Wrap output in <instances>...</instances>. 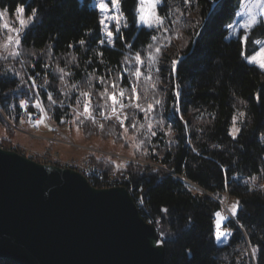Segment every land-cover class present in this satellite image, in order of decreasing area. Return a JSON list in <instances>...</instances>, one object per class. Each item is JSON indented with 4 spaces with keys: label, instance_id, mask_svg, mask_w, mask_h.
Returning a JSON list of instances; mask_svg holds the SVG:
<instances>
[{
    "label": "trees",
    "instance_id": "trees-1",
    "mask_svg": "<svg viewBox=\"0 0 264 264\" xmlns=\"http://www.w3.org/2000/svg\"><path fill=\"white\" fill-rule=\"evenodd\" d=\"M238 2L163 0L157 12L163 22L148 27L138 24V0H120L121 34L132 47L117 34L115 47L101 48L100 13L91 0H0L9 17L20 4L27 5L26 16L33 7L40 10L37 21L20 31L19 55L25 61L19 55L0 57V146L21 152L9 142L15 129L36 122V114H47L55 125L75 126L84 135L104 134L114 141L124 135L133 155L144 161H128L115 173L163 239L164 264H264V69L241 55L256 49L254 40L264 36V29L261 23L249 32L246 48L239 43L241 33L229 36L227 24ZM80 39L87 44L68 47ZM101 51L102 58L97 56ZM136 52L146 64L151 56L152 72L151 79L138 82L141 99L131 103L146 107L159 98L164 107L145 118L126 100L125 131L115 118L98 121L94 115L104 103L99 93L134 63ZM173 60L180 61L177 76L170 71ZM101 77L106 84L99 83ZM131 79L119 84L126 87V96L131 95ZM175 85L181 91L179 115L172 111ZM81 93L91 96L94 121L76 119L87 99ZM20 101L27 103L26 111ZM37 101L39 108L32 106ZM233 116L241 128L235 140L228 135ZM133 121L135 128L130 127ZM87 162L96 170L92 185L102 187L113 177L110 159L91 154ZM225 193L240 201V212L226 223L232 230L228 242L218 245L213 216ZM165 208L167 213L161 211ZM0 264L20 263L0 258Z\"/></svg>",
    "mask_w": 264,
    "mask_h": 264
},
{
    "label": "water",
    "instance_id": "water-1",
    "mask_svg": "<svg viewBox=\"0 0 264 264\" xmlns=\"http://www.w3.org/2000/svg\"><path fill=\"white\" fill-rule=\"evenodd\" d=\"M160 239L126 186L97 187L71 167L0 146V258L20 264H164Z\"/></svg>",
    "mask_w": 264,
    "mask_h": 264
},
{
    "label": "rangeland",
    "instance_id": "rangeland-1",
    "mask_svg": "<svg viewBox=\"0 0 264 264\" xmlns=\"http://www.w3.org/2000/svg\"><path fill=\"white\" fill-rule=\"evenodd\" d=\"M101 3L108 4V8L112 6L108 3V0H91V4L99 10L101 21H105L104 24H101L104 36L109 26H111L113 32H115L117 27L120 28L123 23V16L119 11V7L114 11L102 12L99 8ZM262 7H264V0H239L235 15L227 24L229 36H238L240 33L242 36L245 34L248 36L249 32L261 23L264 29V13H262ZM253 15L257 18V23L252 28L245 30L243 28L244 23ZM141 16L144 17L143 20L140 19ZM27 17L24 15L26 24H28ZM19 19L17 15L12 17L7 16V11L0 7V57L6 58L21 53L19 46L15 43L17 32L23 29L18 22ZM137 21L139 25L154 27L160 23L161 19L157 13V9H153L148 3V0H138ZM254 43L256 44V49L252 52L245 53L244 59L246 62L260 67V64L264 63V36L256 38ZM252 55H256L257 59L250 62L249 58ZM19 57H21L20 61H25L24 56L19 55ZM2 118L5 121L7 120L5 117ZM39 118L41 119L36 124L38 128L35 129L34 125L30 124L24 129H15L16 132L9 142L25 155H32L41 161L46 159L59 163L69 162L79 164L88 160L92 154L98 158L110 159L113 162L115 167L109 171V176H113V178H119V175L115 173V169L117 167H123L126 162L144 161L133 155L132 143L124 135L123 140L119 139L116 141L112 137L104 134L84 135L77 127H68L67 123L64 125L53 124L47 114H42ZM187 184L191 188H196V186L190 183ZM219 202V209H223L228 215V219L225 221V228L232 233V230L226 226V223L233 217L230 209L236 201L234 197L225 193ZM213 234L215 241L219 242L216 239L215 231Z\"/></svg>",
    "mask_w": 264,
    "mask_h": 264
},
{
    "label": "snow or ice",
    "instance_id": "snow-or-ice-1",
    "mask_svg": "<svg viewBox=\"0 0 264 264\" xmlns=\"http://www.w3.org/2000/svg\"><path fill=\"white\" fill-rule=\"evenodd\" d=\"M108 3L111 4V8H108V4L106 3H101L99 5L100 10L103 11H114L116 8L119 7L120 4V0H108ZM148 3L150 4V6L153 9H157L158 12V4L163 3V0H148ZM184 3H188V0H184ZM27 10V5L24 4H20L17 5L15 10H14V14L17 15L20 19H19V24L22 26L23 29L28 28L31 24L35 23L38 19V15H39V8L38 7H33L30 10V15L27 17L28 19V24L25 23V19H24V14ZM5 11H7V9H5ZM262 13H264V7H262ZM141 20L144 19L143 16L140 17ZM161 19V23L163 22V17L160 18ZM118 20V17H117ZM101 24H104L105 21H101ZM257 23V18L253 15L248 21H246L243 25V28L245 30H248L250 28H252L255 24ZM125 28L128 27L127 23H125L123 25ZM117 34L119 35V39L121 41H123L127 47L131 48L132 45L131 43L128 42V38L125 37L123 34H121V29L119 27L116 28L115 32H113L111 30V26L108 27V29L105 31L103 38H101L100 40L97 41V44L103 48L105 45L109 46V47H115L116 45V40H117ZM90 35V33H89ZM17 38L15 40V43L17 46H19L21 44V33L18 31L16 34ZM153 40H155L156 38L153 36L152 37ZM247 42H248V36L245 34L243 36L239 37V43L242 46V48H246L247 47ZM77 44L79 46H85L87 44V41L84 39H80L79 41H77L76 43H69L68 47L70 49H74ZM149 48H151V45L148 46ZM157 52L160 51L159 48L156 49ZM103 52H98L97 56L99 57H103ZM242 56L245 55L244 52L241 53ZM73 59H75V57H73ZM257 59L256 55H252L249 60L251 61H255ZM91 63V61H89ZM101 63L103 62L102 60L100 61ZM179 64L180 61H176L173 60L172 61V66H171V74L173 76H177L179 74ZM261 68H264V63L260 64ZM142 69H144L148 75L147 77H145V73L142 72ZM98 71V69H97ZM155 71L158 73L160 71L159 67H156ZM151 72H152V65H151V56H149V63H145L144 60L141 57V54L139 52H136L135 57H134V63L130 66V67H125L119 74V76L112 80V82L110 84H107V86L104 88V91L102 93H99L101 99L104 101V103L100 106L101 108V114L103 115L104 119H111L113 116L115 117V119L120 123L121 127L124 128L125 131H127V127H125V121L127 120V115L124 114L122 112V109L124 107H126L125 105V101L127 100L129 102V104L134 107L135 109H137L138 112H141L144 114L145 118L149 117L150 113H156L158 112V110L160 108L164 107V103L161 99L159 98H153V101L151 103H148L146 107H144L141 103L137 102L135 104H132V101H139L141 99L140 94L137 92V85L138 82L141 79H151ZM126 77H131L132 79L129 82V86H130V92L131 95H125V91L121 90L119 92L116 91V89L119 87L120 83H123L124 79ZM32 81V87L36 88V84H35V79L34 78H29ZM47 83V82H45ZM99 83L104 85L106 84V81L104 80L103 77H101L99 79ZM109 88H111V91H109ZM37 91H39V89L37 88ZM48 100L55 103V101L52 100V95L51 93H48ZM81 95L87 97V99L85 100L84 103V111L83 113H78L76 116V119L79 120L81 116H83L85 119H89V120H95V118L91 115L90 113V107H91V96L89 93H81ZM173 106H172V111L173 113H176L177 115L180 114V108H179V104H180V100H181V91H180V87L179 85H175L174 86V90H173ZM257 101H259V96L256 97ZM77 103H79V100H77ZM22 109H24L25 111L27 110V103L25 101H20V105H19ZM33 107L39 108L40 107V102L37 101L35 104L32 105ZM110 109V114H108L107 110ZM240 117L244 116L243 112L239 113ZM61 122L63 123L64 121L61 120ZM162 123V122H161ZM242 123V121H241ZM237 117L233 116L232 117V127L230 128L228 135H230L232 137L233 140H235L237 138V136L239 135V133L241 132V128L237 127ZM102 127V126H101ZM130 127L135 128L136 127V122L133 121V123L130 125ZM149 132L150 135L152 137H155L157 135L156 131H153L151 129V125H149ZM143 143V142H142ZM213 147H219V145H213ZM192 151H196L195 149H192ZM221 171H224L223 168H221ZM142 191V189H141ZM140 203H144V197L141 196L140 197ZM162 212L167 213L168 209H161ZM231 215L233 217H238V214L240 212V201H236L235 204L232 205L231 209ZM216 217L218 218L217 220V234H216V239L220 240L223 238H226L228 236L231 235L230 232H220L219 228L220 225L223 224V222L225 220H227V217H222L220 212H216L215 213ZM164 241L161 238L160 240L157 241L158 244H162ZM257 251V249L253 248V255H255V252Z\"/></svg>",
    "mask_w": 264,
    "mask_h": 264
},
{
    "label": "built area",
    "instance_id": "built-area-1",
    "mask_svg": "<svg viewBox=\"0 0 264 264\" xmlns=\"http://www.w3.org/2000/svg\"><path fill=\"white\" fill-rule=\"evenodd\" d=\"M125 88L126 87L124 85H119V87L117 88V91L118 92L121 91V90H124L125 91L126 90ZM125 105L127 106L126 101H125ZM125 108L126 107H124L122 109V112L123 113H124ZM92 109H93V103L91 102L90 113H91ZM83 111H84V104H83L82 109H81V112L82 113H83ZM108 114H110V109H108ZM94 117L98 121H100V120H102L104 118L101 113H96V115H94ZM34 118H35L36 121H38L39 114H36ZM113 118H115V117L113 116ZM34 128L35 129L38 128L36 124H34ZM28 156L31 157V158H33L32 155H28ZM43 162H50V163H55V164H58V165H61V166H64V167H71V168H73V169H75V170L83 173L87 177L88 181H89V179H92L94 172H96L95 168H93L91 166V164H89L87 162V160H85V161H83L82 163H79V164L78 163H69V162H60L59 163V162H56V161H53V160H46V159H44ZM99 177L101 178L102 176L100 175ZM102 182L104 183V181H102ZM104 184H106V185H103L102 187H104V186L121 185V180L119 178H113L112 177L111 179L106 180ZM145 221L148 222V223H150V220H148V219L145 220Z\"/></svg>",
    "mask_w": 264,
    "mask_h": 264
},
{
    "label": "bare ground",
    "instance_id": "bare-ground-1",
    "mask_svg": "<svg viewBox=\"0 0 264 264\" xmlns=\"http://www.w3.org/2000/svg\"><path fill=\"white\" fill-rule=\"evenodd\" d=\"M188 181V180H187ZM216 212H220L222 217H228V215L224 212L223 209H218ZM217 220L218 218L216 217V215L213 218V226H214V231H215V235L217 234ZM226 221V220H225ZM225 221L223 222L222 225H220L219 231L220 232H229L226 228H225ZM228 237L223 238L218 240L219 242H225L227 240Z\"/></svg>",
    "mask_w": 264,
    "mask_h": 264
}]
</instances>
